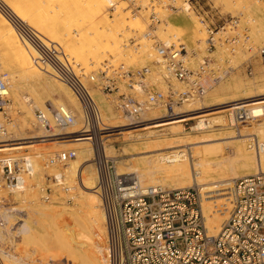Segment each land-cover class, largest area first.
<instances>
[{
  "label": "built area",
  "instance_id": "built-area-1",
  "mask_svg": "<svg viewBox=\"0 0 264 264\" xmlns=\"http://www.w3.org/2000/svg\"><path fill=\"white\" fill-rule=\"evenodd\" d=\"M152 16V22H158L157 15ZM239 20L231 17L220 29L229 35L224 41L232 46L230 52L234 54L240 46L247 52L257 49L264 57V45L255 47L247 32H237ZM18 30L38 47L40 57L37 61L50 65L53 76L67 85L82 106L84 131L78 133L66 134L75 120L73 112L66 106L48 104L47 113L36 110L35 117L47 134H59L50 137H87L94 150L95 190L105 216L108 264H264V172L234 179L222 191L223 195L211 199L205 198L207 194L198 186L144 189L134 176L119 175L116 161L105 155L100 143L113 133V129L104 125L99 104L82 73H78L57 46H43L28 32L19 27ZM208 32L206 50L212 53L222 39H216L217 33L213 30L208 29ZM154 48L157 54L154 64L159 70H153L152 66L131 68L125 64L107 63L99 70L97 78L89 77L102 93L113 96L115 109L128 117L127 131L150 128L147 126L158 121L151 127H162L179 119L187 123L198 117L201 110L190 111V114L198 113L184 116L188 113L179 109L203 99L232 69L229 65L222 67L210 56L202 57L198 67L192 68L190 53L195 55L197 51H189L184 43L157 42ZM247 71L252 75L251 65ZM10 106L9 77L3 73L0 74V139L6 133V124L12 120L8 114ZM235 106L236 109L242 104ZM155 110L162 114L150 121L146 119L147 114ZM234 116L237 129L251 119L243 107L234 110ZM56 129L61 134L56 133ZM75 157V150H63L49 155L46 164L66 167ZM34 174L25 157L0 158V187L9 192H24ZM76 183L71 185L66 172L60 170L39 186L40 199L44 203L58 200L72 203L77 196L76 185L82 184L79 172ZM206 199L213 203L214 211L222 215L227 213L217 234L208 231L203 209Z\"/></svg>",
  "mask_w": 264,
  "mask_h": 264
},
{
  "label": "bare ground",
  "instance_id": "bare-ground-1",
  "mask_svg": "<svg viewBox=\"0 0 264 264\" xmlns=\"http://www.w3.org/2000/svg\"><path fill=\"white\" fill-rule=\"evenodd\" d=\"M136 1L141 2L142 0ZM180 1L181 0H174V2L177 3ZM2 2L11 16H13L17 21L28 26L27 28L29 29H27V32L29 35L39 40L43 46L45 45L46 47H49L53 44L58 48L61 47L64 55L68 58L69 63L72 65L73 63L71 61L74 63H81L84 67L92 68V66L99 65L103 60L108 59L109 56H113L115 58L114 61H116L126 56V53L123 51V46H127L128 43H125L128 41V38L132 36V34H137L143 37V39L144 37L149 36L146 32V19L145 21L142 19L144 16L140 18L136 16V14H133L130 10L126 11L128 9L126 8L128 7L127 3L122 0H3ZM182 8L184 9V13L186 15L183 16L184 18L181 21L183 24L185 23L186 25H192V27H194L192 40L195 42L196 40L204 39V30L200 27L198 19H196L194 14H192V7L187 0L183 2ZM186 16H190L189 19H186ZM11 19L0 8V47L1 50L3 49L6 51V60H2L5 56L2 57V52L0 53V60L3 62V67H1V65L0 67L8 71V73H3L8 74L9 77L10 94L13 101L11 107L13 108L15 105L20 103V106L22 105L21 108L24 111V116L16 122L11 121L8 125L6 124L5 136L3 135L0 139V158L7 156L25 157V159L29 161L32 171L35 172L34 176L36 177L37 173L40 175L42 174L43 167L41 161L47 158L43 156V153L46 152L43 150V147H54L58 144L57 141L67 139L60 137L52 138L50 136H57L59 134L47 133L46 136L49 138H44L46 137L43 135L45 130L43 131L41 128L39 130H42L41 133H36L34 130L36 118L34 115L35 111H47L48 104L45 105L46 102L44 101V98L48 89L50 87L63 88L68 97L75 102L76 107L79 109H82V107L80 108L78 106V103L80 104V102L76 101L67 85L60 80H57L55 77L54 80L53 77L31 78L27 75L29 66L35 63L42 64L40 61H37L40 57V51L26 35H24L23 38H20L18 35L20 32ZM163 25L164 27L160 26L158 29L159 34L162 36L161 38L165 39L164 42L166 44H170L171 39H168V36L176 34L177 32H172L179 28L182 29V26H179V24L174 23L172 20H166ZM262 25L264 27L263 23ZM142 40L141 42H143ZM139 44L142 46L143 43ZM148 56L151 57L153 54L149 53ZM42 65L47 66L45 64ZM3 73L1 72V74ZM248 90L246 88L242 89L241 86L237 85V87H235V91L237 93H243L244 96L234 99L233 101H236L234 104L217 107V109H227L231 115L230 119H233L235 123L234 110H238L243 106L236 109L232 106L240 104L243 105L255 100L257 101V99L254 98L264 96L263 89L252 90L251 88V90ZM98 98L101 102V97ZM248 99H251V101H244ZM260 99L263 100L264 97ZM214 102L215 99L213 101L208 96L205 98L204 103L209 104ZM61 105L65 106L64 104ZM192 105V103L185 104V109H181L183 110L182 112L188 113L184 116L198 113H189L190 111H197V109L202 112L203 108L200 109L201 105L193 106L191 108ZM245 107H248L246 109L248 118H253V120L249 121L250 126L244 130H240L236 136H234L232 132L228 134L229 136H227V138L236 137L234 139V143H236V162L242 167V171L245 172L242 176L264 172V104L256 102L255 104L252 103L244 106L243 108L245 109ZM102 111L101 119L104 125L110 128L118 127V123H121V120L119 119L120 116L115 114L113 108L104 104V110ZM73 114L75 116L74 123L71 125L70 129L68 128L66 134L84 131L83 126L77 129L78 125L80 126V123L77 121L74 112ZM161 114L162 111L160 110L151 111L147 114L146 119H149L150 121ZM13 116L14 117L11 118L14 120L15 115ZM178 121H180V119ZM159 122L160 121L155 122V124ZM216 123L227 124L226 120L223 118L217 117L216 119H209L207 117H201L194 125V129L195 131L203 132L205 129L212 127ZM178 127V125L170 126L161 133V136L159 135L160 137H157L158 135L155 136L154 132H147V134H142V136L136 140H127L125 142L127 144L125 148L128 146L136 148V146H138L137 149H148V152H156V154H151L150 157L146 159L147 161L144 167H133L128 168V170L119 167L117 169L118 174L134 175V178L138 180L139 184L144 189H164V184L166 186V182L172 180L174 181L173 186L175 187H200L202 191L207 194L205 197L207 199H211L215 195H223L224 192L222 191L231 185V180H234V177L231 178L228 176L229 174H225L226 167L221 160L216 161L206 157V154L211 152L214 156L218 155L217 152L220 151V147L213 146L217 143V139L206 137L207 134L206 136L200 138H197L196 136H186L185 134H182ZM250 134L258 136V140L254 143L251 141V144L245 140V137ZM80 137L81 136H76L73 139L67 140H78L80 144L88 142L87 137ZM224 138L225 136L223 139ZM28 139L39 140L27 141ZM178 147H186V149H176ZM167 149L175 150L165 152L164 150ZM24 150H29L30 153H24ZM212 154L209 155L211 156ZM209 155L207 154V156ZM145 156L148 155L146 154ZM219 158L216 157V159ZM88 162V158L84 159L78 157L74 162L78 165L77 169L74 163L72 164L75 166L72 167L74 171H81V164L83 169L85 168L86 170L90 167ZM85 163H87L86 166ZM59 172L56 173L58 174ZM84 179V187H82V191L84 192H82L83 199L79 198L83 201H80L82 202L81 206H78L79 200L77 199L75 200H77L76 202L78 203V207H67L65 202H55L53 204H38L37 202H31L29 206L30 213L33 215V220L36 221L35 223L42 229V232L38 231L36 234H38V237L43 238V241H40V246L44 245V249L47 250L46 252L53 250L57 256V253L62 251V253L65 255L67 253L70 257L72 254H76L75 256L80 258L78 259L81 260L80 262L82 264H108L104 252L106 248L105 216L101 208V201L95 190L97 173L94 175H88L84 177ZM69 182L71 183V180ZM79 187H77V189ZM0 193L3 194L2 192ZM17 193H19L18 195L21 194L19 191H17ZM210 194L213 196H210ZM20 196L22 197V195ZM207 199L203 202V209L207 219L208 231L209 233L214 234L220 230L223 222L227 218V213L222 215V213L214 211L212 205L213 203ZM27 221H24L23 223L21 222V225L19 222L18 225L20 227L19 233L23 234L24 241L25 239L28 241L30 237H34L32 235L37 231H35V228L32 227V225H29ZM45 232L47 233L45 234ZM39 240L40 239H38V241ZM41 249L43 248L41 247ZM62 253H59V255ZM45 254L46 253H44V255ZM65 255H63V257ZM4 256L1 260H5V263L3 262V264H7V257ZM53 257L55 258V256ZM58 257L60 258V256Z\"/></svg>",
  "mask_w": 264,
  "mask_h": 264
},
{
  "label": "rangeland",
  "instance_id": "rangeland-1",
  "mask_svg": "<svg viewBox=\"0 0 264 264\" xmlns=\"http://www.w3.org/2000/svg\"><path fill=\"white\" fill-rule=\"evenodd\" d=\"M2 1L3 0H0V8L2 9V11H4V13H6L10 17V19L12 18L11 20H13L12 22L15 24V26L17 28L19 27L21 30L27 32V29H29V28H27L28 26L17 21L13 16H11V14L7 11L5 5ZM122 1L123 2L126 1V3H127L128 7H126V8H128V9L126 11L130 10L133 14H136V16H138L140 18L144 16L142 19L144 21L146 19V21H145V24L147 25V31L146 32L149 34V36L144 37V39H143V37H141L137 34H136L137 36L135 34H132V36L130 38H128V41L125 43V44L128 43L127 46H123L124 49L122 48L123 51L126 53V56H124L123 58L118 59L116 61H114L115 58L113 56H109L108 59L103 60L99 65L94 64L95 66H92V68L91 67L90 68L84 67L81 63H74L73 61H71L74 65V68L78 71V73H82V75H83L82 77L84 78L83 80L91 89V92H92L94 98L96 99L97 103L99 104L101 111L104 110V104H107L108 106H111L113 108V111L115 112V114L120 116L119 119L121 120V123H118V127L112 128L113 133L108 135L106 138H104L100 142L102 145V150L105 153V155L107 157L113 158L116 161L117 169L119 167H122L125 170L126 169L128 170V168H133V167L134 168H142L146 165V161H147L146 159H148L151 154H156V152L151 153V152H148V149H137L138 146H136V148H133L132 146H128L127 148H125V146L127 145L125 142L127 140H130V141L136 140V139L140 138V136H142V134H145V133L147 134V132L148 133L154 132L155 136L158 135L157 137H160L161 133L164 130H166L170 126L178 125L179 126L178 128L181 130L182 134H185L186 136H192V137L196 136L197 138L198 137L200 138V137L206 136V134H207L206 137H210L211 139H217V143L218 142L219 143L218 144L215 143L217 145L214 144L213 146L220 147V151H218L220 154L218 152H217V154L219 156L220 155H222V156H220V158H219L218 155H215L216 157L219 158V159H216L214 154H212V152H211V153H207V154L208 155L212 154L211 156H213V157H211L210 155L207 156V154H206V157L208 159H212V160L214 159L216 161L221 160L226 167L225 174L226 173H227L226 175L229 174L228 175L229 177H231V178L234 177V179L242 177V175H244L245 172L242 171V167L236 162V158H237L236 149H235L236 143H234L235 142L234 139L236 137L227 138V136H229L228 134L231 132L233 133L234 136L238 135V132L240 130H244L245 128L250 126L249 121L253 120V118H251L247 123L241 124L239 126V129L236 130L237 123L234 124L233 119H230L231 115H230L229 111L227 109H217V107H222V106H227L229 104L230 105L234 104L236 102V101L235 102L233 101L234 99H236L237 97H243L244 96L243 93H239V92L237 93L235 91V87H237V85L241 86L242 89L246 88L247 90L248 89L251 90V88H252V90H256V89L257 90H261V89L264 90V57H261V55L257 51V49H255L253 52H247L245 49H242L240 46L236 47L237 49H236L235 53L232 54L230 52V49L232 46L230 45V43H226L224 41L226 35H228V34H226L223 30H220V29L226 20L230 19L231 17H237L240 19L237 32L238 33L247 32V34L250 36V40L252 41L254 46L255 47H261L262 45H264V33H263L264 27L262 25V23L264 24V0H190V1L187 0L192 7V12H193L192 14H194L196 19H198V23H199L200 27L202 28V30H204V33H205L204 39L196 40L195 42L192 40V34H193L194 27H192V25H186L185 23L183 24V22L181 21L184 18L183 16L186 15L184 13L185 12L184 9L182 8L183 2L186 0H181L179 3L174 2V0H145V1L142 0L141 2H137L136 0H122ZM154 14L157 15V17L159 18L158 22H152V18H153L152 15H154ZM189 17L190 16H186V19H189ZM166 20H172L174 23L179 24V26H182L181 27L182 29L179 28V29H176L175 31L172 32V33L177 32L176 34H178V35L172 34V36H168V39H171L170 43L175 42L177 45H178V43H184L189 51H191L193 49H195L197 51V53L195 55L190 53L189 59H190V65L192 68L196 69L198 67L197 65L202 60V57L210 56L217 63L222 65V67H227L229 65L232 67V69H231L229 75L224 80L215 84L208 91V93L203 97V99H201L199 101L201 104L198 101L195 102L196 104L192 103L193 105L191 106V108L193 106H197V105L202 106V104L204 106V107L200 106V109L203 108V110H202L203 113L200 112L198 115H196L198 117L189 119L187 123L176 121V122L167 123L166 125H163L162 127H158V128H157V126L151 127V126L158 124V123H156V124H153L151 126H147L150 128L138 129V130L137 129L136 130H128L127 131V130H125V126H127V124L130 122L129 119H127L128 117L126 115H122L121 112H118L115 109L114 103H113V96H109V95L102 93V91H100L99 88L96 87L95 82H90L89 77L94 75L97 78L99 70L102 69L103 66L107 63L112 64L114 66L115 65L118 66L120 64H125L127 67H131V68H141L144 66H152L153 70H159V68L156 67V65L154 64V61L156 60V57H157L154 46L156 45L157 42L165 43L164 42L165 39L161 38L162 36L159 34L158 29L160 26L164 27L163 24L165 23ZM208 29H211L215 33H217L215 35L216 39H222V40H220L221 43L217 42V45H216L217 47L215 50H213L212 53H209L206 50L207 46H206L205 41L209 35ZM227 33H231V32L228 31ZM18 35L20 36V38H23L25 33H18ZM137 37H139V38L141 37L140 39L141 40L143 39L142 40L143 42H141V40ZM139 43H143L142 46ZM59 48L63 51V49L61 47H59ZM142 48H143V50H142ZM0 53H1L2 57L5 56L4 58H2V60H6V54H5L6 51L3 49L1 50V47H0ZM149 53H152L153 56L149 57L148 56ZM225 60H229V63H225ZM111 61L114 63H112ZM0 62H1L0 63L1 67H3L2 66L3 62L1 60H0ZM248 65H251L252 75H250L247 71ZM1 67H0V70H1L0 74H1V72L2 73L3 72L8 73V71H6L4 68L2 69ZM93 67H95V68H93ZM89 70H91V71H89ZM87 71H88V73H87ZM27 73H28L27 75L31 78H38V77H41V78L51 77L52 78L53 77V79L55 80V78L53 76V70L48 65L43 66L40 63H38V64L35 63V64L28 67ZM177 85H179V84H177ZM73 96H74V94H73ZM208 96L213 101L215 99V102L205 104L204 103L205 98ZM98 97H101L102 103L100 102ZM262 97H264V96L256 97L254 99H257V101L255 100V101L250 102V103H245L242 106L244 107V106L250 105L252 103L255 104L256 102L264 104V101H263L264 99L263 100L260 99ZM10 98H11V94H10ZM74 98L76 99L77 102H79L75 96H74ZM44 101L46 102L45 105L46 104H54V103H55L54 105L64 104L66 107H68L69 109H71L75 113L77 121L80 123V126L78 125L77 129L83 126V111H82V109H79L76 107L75 102L68 97V95L66 94V92L64 91L63 88L50 87L48 89V92L45 94ZM244 101H251V99L244 100ZM12 104H13V101L11 98V106H12ZM78 106L80 108L82 107L79 103H78ZM10 107L8 109V114L12 118L14 117L13 115H15L14 120L13 119L11 120L12 122H14V121L16 122L24 116V111L21 108L22 105L20 106V103L13 107L16 109H13L12 107L11 108ZM184 107H185V105L181 109H183ZM232 107L235 108L236 106H232ZM247 108L248 107H245V109H247ZM102 112H104V111H102ZM199 116H201L202 118L207 117L209 119H211V118L216 119L217 117L223 118L226 120L227 124L216 123L212 127L205 129L203 132L195 131L194 125L197 123L198 119L201 118ZM191 117H194V116H191ZM122 120H124V121H122ZM11 121L8 123H11ZM8 123H7V125H8ZM36 124H37V122H36V118H35V123H34L35 129L34 130L36 133H39V132L41 133L42 130L39 131L41 129V127L38 124L37 125ZM55 132L60 133V130L56 129ZM43 135L46 136V132L43 133ZM222 136L223 137L225 136V138L223 139ZM80 138H83V137H80ZM39 139H42V138H39ZM39 139H34V140H39ZM245 140L248 141V143H250L251 141H257L258 136L250 134V135L245 137ZM27 141H29V140H27ZM84 141H82V142H84ZM225 141H227V142H225ZM57 142H58V144L55 145L54 147H45V146L43 147V150L46 151L45 153H43V156L45 158L48 157L49 155H52V154L59 152V151L75 150L77 158L81 157L84 159L85 158L89 159L88 163H89L90 167L85 170V168L83 169V166L80 164L81 171L80 170H79L80 172L78 170L74 171L72 166L76 165V169L78 167V165L74 163L75 160L77 159L76 157L74 159L70 160L71 162L69 161L68 165L66 167L60 168V167H54V166H47V164H46L47 158H46L45 160L41 161L42 167H43L42 174L40 175L39 173H37L36 177L33 176L32 179L28 180V182H27L28 186L25 189L26 192L24 191L25 195L23 192H20L21 193L20 195H22V197L20 195H18L19 193H16V192L12 193V192H9V190L4 189L3 187H0V192L3 193V194L0 193L1 194L0 195V264H3V262L5 261V260L3 261V259L1 260V258H3L4 255L7 257V260H8V261H6V263L8 262L7 264H17V263L18 264H67V263H69V264H82L80 262L81 260H79L80 258L78 256H75L76 254H72L70 257L69 255H67V253L65 255L64 253H62V251L61 252L59 251L58 253L56 252L57 253V256H56V254H55V252H53V250L46 252L47 250L44 249L45 246L44 245L40 246V241H43V238L38 237V234H36V233L38 231L42 232V229L38 224L35 223L36 221L33 220L34 217L30 213V209H29L31 202H35V203L37 202L38 204L44 203L40 199L41 192H40L39 186L45 182V180L48 176L53 175L56 172H59L60 170L65 171L66 175H68L67 177H69V174H70L71 178L69 177V181L71 180L72 185L77 184L76 183V176H77L78 172L80 173L81 178H82V184L80 187H79V185H76L79 188L77 189V196L75 198V199L79 200V202H78L79 205L76 202L77 200H75V199L72 203H65V204L67 207L81 206V203L83 201L80 199L82 198V195L84 193L82 191V187H84V182H85L84 177H86L88 175H92V174L94 175L97 173L95 165H94L93 160H92L94 150H93V148L89 142L84 143V144H80L78 140L72 141V140H67V139L57 141ZM184 148L186 149V147H178L176 149H184ZM234 149H235V151H234ZM169 150L172 151L175 149H167L164 151L167 152ZM164 151H160V152H164ZM24 153H30V151L24 150ZM146 154L148 156H145ZM72 163H74L75 165H73ZM86 164L87 163H85V166H86ZM70 167H72V168H70ZM70 169H72V170H70ZM194 172H195V170H194ZM236 174L238 177L236 176ZM233 175H235V176H233ZM131 176H134V175H131ZM231 181H233V180H231ZM166 183H167L166 186L164 184V189H166V188L167 189L182 188L179 186L178 187L173 186L174 181H172V180H169ZM185 187H189V186H185ZM210 196H213V195L210 194ZM215 196H219V195H215ZM21 201H22V203H21ZM80 201H82V202H80ZM57 202L63 203L64 201L58 200ZM44 204H53V203H44ZM30 217H32V218H30ZM24 221L25 222L27 221L29 225H32V227L35 228V231L37 230L32 235V236H34V237H32L33 239L30 237V239L28 241H27V239H25V241H24L23 234L19 233L20 232V227L18 226L19 222L21 225ZM17 228H19V229H17ZM46 233L47 232H45V234ZM217 233L218 232H216L214 234H217ZM38 239H40V240L38 241ZM33 240H35V241H33ZM36 240H37V243H36ZM41 247L43 249H41ZM104 252H105V250H104ZM44 253H46V254L49 253L47 255H50V256H47L46 254L44 255ZM59 253H62L65 256L63 257V255L62 254L59 255ZM2 254H3V256H2ZM53 256H55V258ZM58 256H60V258ZM66 256H69L70 258L66 257ZM50 257H51V259H50ZM68 258H69V260H68ZM9 260H10V262H9ZM12 260H14L15 262ZM58 261H59V263H58ZM60 262H62V263H60ZM63 262H65V263H63Z\"/></svg>",
  "mask_w": 264,
  "mask_h": 264
}]
</instances>
